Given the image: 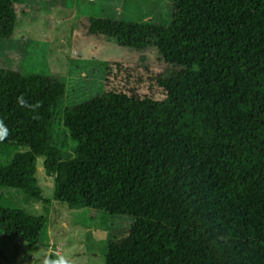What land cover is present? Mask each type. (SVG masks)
Returning <instances> with one entry per match:
<instances>
[{"label":"trees","instance_id":"16d2710c","mask_svg":"<svg viewBox=\"0 0 264 264\" xmlns=\"http://www.w3.org/2000/svg\"><path fill=\"white\" fill-rule=\"evenodd\" d=\"M18 2L0 0V41L11 38ZM171 8L164 27L77 22L119 48L155 49L167 68L113 63L114 86L61 115L70 150L47 131L55 82L0 71V119L10 130L0 142V201L9 190L46 205L40 158L55 202L130 222L105 241V264H264V0ZM20 96L38 106H21ZM45 223L0 205V235L29 252Z\"/></svg>","mask_w":264,"mask_h":264},{"label":"rangeland","instance_id":"374dc122","mask_svg":"<svg viewBox=\"0 0 264 264\" xmlns=\"http://www.w3.org/2000/svg\"><path fill=\"white\" fill-rule=\"evenodd\" d=\"M172 2L19 0L14 6L15 26L11 38L0 41V71L37 75L55 82L59 99L48 110L47 131L57 147L65 144L70 150L72 143L61 125V115L65 109L99 97L112 88L113 63L147 67L155 73L167 68L155 49H122L107 42L104 49L95 50V39L79 32L77 22L107 19L164 27L173 16ZM35 164V177L46 205L9 190L2 191L0 205L17 208L26 216L46 218L40 247L29 252L25 244L0 235V264H41L45 253L56 252L71 256L73 264H105V241L118 240L127 234L130 222L92 210L68 211L54 201L53 178L44 175L42 159H36ZM102 232L105 233L103 240L98 238Z\"/></svg>","mask_w":264,"mask_h":264},{"label":"clouds","instance_id":"9594fccd","mask_svg":"<svg viewBox=\"0 0 264 264\" xmlns=\"http://www.w3.org/2000/svg\"><path fill=\"white\" fill-rule=\"evenodd\" d=\"M17 101L21 106L26 108H35L38 106L29 105L23 96L18 97ZM9 135V128L7 127L5 121L3 119H0V142L6 140ZM41 264H73V260L71 256L63 254L61 252H56L54 254L45 253L42 257Z\"/></svg>","mask_w":264,"mask_h":264},{"label":"crops","instance_id":"0c3cea01","mask_svg":"<svg viewBox=\"0 0 264 264\" xmlns=\"http://www.w3.org/2000/svg\"><path fill=\"white\" fill-rule=\"evenodd\" d=\"M91 37H93V36H91ZM93 38L95 39V43L93 42L94 46H95V50L100 51V50L104 49L105 43H107V42L100 41V40L96 39L95 37H93ZM104 237H105V233L104 232L98 233V238L99 239L103 240Z\"/></svg>","mask_w":264,"mask_h":264}]
</instances>
